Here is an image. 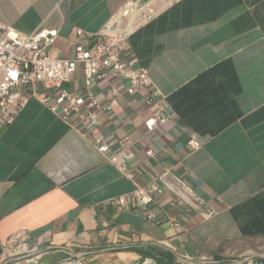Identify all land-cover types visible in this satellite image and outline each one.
<instances>
[{
    "label": "crops",
    "instance_id": "1",
    "mask_svg": "<svg viewBox=\"0 0 264 264\" xmlns=\"http://www.w3.org/2000/svg\"><path fill=\"white\" fill-rule=\"evenodd\" d=\"M128 1L0 0V23L26 35L58 30L50 52L73 60L78 43L97 46ZM152 5L160 11L152 22H128L137 26L132 54L150 70L174 123L147 135L144 103L128 98L103 118L102 133L130 143L134 183L31 99L13 125L0 127V255L22 235L37 264H139L145 254L159 264H264V0ZM83 80L80 67L64 87L81 94ZM193 139L201 146L191 151ZM165 171L192 185L215 217L179 207L171 193L151 207L157 222L132 204L112 206Z\"/></svg>",
    "mask_w": 264,
    "mask_h": 264
},
{
    "label": "built area",
    "instance_id": "2",
    "mask_svg": "<svg viewBox=\"0 0 264 264\" xmlns=\"http://www.w3.org/2000/svg\"><path fill=\"white\" fill-rule=\"evenodd\" d=\"M155 1L129 0L100 33L97 46L91 49L78 43L73 60L50 52L58 40V30L43 28L26 35L0 23V127L13 125L29 101L37 99L136 183L135 174L129 168L135 158L130 143L120 134L102 133L101 127L103 118L115 114L126 98L144 103L148 118L142 123L147 135L174 123L167 114L166 98L154 84L150 70L132 54L131 39L137 26L128 22L137 15L141 16V24L156 19L160 11L152 5ZM167 1L176 4L183 0ZM82 34L80 32V36ZM80 67L84 71L85 91L78 94L64 85L73 80ZM39 86L45 91H40ZM143 114L144 108L137 116L131 114L125 130L133 129L137 118ZM200 146L195 139L189 143L191 151ZM170 193L176 197L179 207L200 211L206 220L215 217L216 212L206 208L195 188L171 171H165L147 187L136 184L130 196L119 198L112 206L124 209L132 204L142 210L147 219L157 222L151 207ZM27 240L28 237L22 235L10 240L0 255V264H37L36 248Z\"/></svg>",
    "mask_w": 264,
    "mask_h": 264
},
{
    "label": "rangeland",
    "instance_id": "3",
    "mask_svg": "<svg viewBox=\"0 0 264 264\" xmlns=\"http://www.w3.org/2000/svg\"><path fill=\"white\" fill-rule=\"evenodd\" d=\"M148 260H152V259H145L144 261H142V262L139 263V264H144V263H146ZM75 262H80V263L84 264V262H82V261H80V260H70V261H67V262H65V263H63V264H74Z\"/></svg>",
    "mask_w": 264,
    "mask_h": 264
},
{
    "label": "bare ground",
    "instance_id": "4",
    "mask_svg": "<svg viewBox=\"0 0 264 264\" xmlns=\"http://www.w3.org/2000/svg\"><path fill=\"white\" fill-rule=\"evenodd\" d=\"M74 264H82L80 262H75ZM144 264H155L153 260H148L146 263Z\"/></svg>",
    "mask_w": 264,
    "mask_h": 264
},
{
    "label": "trees",
    "instance_id": "5",
    "mask_svg": "<svg viewBox=\"0 0 264 264\" xmlns=\"http://www.w3.org/2000/svg\"><path fill=\"white\" fill-rule=\"evenodd\" d=\"M145 257H146V259H154L155 260V258L151 254H145Z\"/></svg>",
    "mask_w": 264,
    "mask_h": 264
},
{
    "label": "water",
    "instance_id": "6",
    "mask_svg": "<svg viewBox=\"0 0 264 264\" xmlns=\"http://www.w3.org/2000/svg\"><path fill=\"white\" fill-rule=\"evenodd\" d=\"M155 264H157V262L155 260H153Z\"/></svg>",
    "mask_w": 264,
    "mask_h": 264
},
{
    "label": "clouds",
    "instance_id": "7",
    "mask_svg": "<svg viewBox=\"0 0 264 264\" xmlns=\"http://www.w3.org/2000/svg\"><path fill=\"white\" fill-rule=\"evenodd\" d=\"M151 76V75H150ZM152 78V77H151ZM46 108V107H45ZM10 127V126H9Z\"/></svg>",
    "mask_w": 264,
    "mask_h": 264
}]
</instances>
